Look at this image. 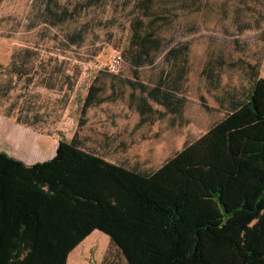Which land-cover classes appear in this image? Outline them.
Masks as SVG:
<instances>
[{
	"label": "trees",
	"instance_id": "1",
	"mask_svg": "<svg viewBox=\"0 0 264 264\" xmlns=\"http://www.w3.org/2000/svg\"><path fill=\"white\" fill-rule=\"evenodd\" d=\"M202 2L70 0L61 4L42 0L37 13L40 23L55 27L78 21L92 9L106 12L111 7L123 12L131 5L126 17L132 37L125 55L135 67V79L123 82L133 90L128 107L139 113L140 126L168 113H183L187 97L181 92L190 71L187 44L167 48L168 68L161 71L157 83L141 82L138 70L152 64L154 54L165 48L158 26L171 22L179 10H199ZM115 20L114 16L95 19V27ZM92 23H82L65 36L66 42L81 45ZM249 67L247 86L239 95L230 93L222 107L224 118L154 170L111 163L102 155L81 150L79 130L71 140L61 138L57 154L32 169L39 170L37 182L47 187L43 192L54 205L70 212L67 219L58 218L66 222V231L0 230V264H65L69 253L94 229L111 237L127 264H264V77L256 65ZM55 73L43 79L46 87H54L50 80ZM205 73L219 83V72L216 76L213 69ZM61 78L73 87L71 75L63 73ZM117 85L111 82L108 97L102 94L104 85H89L82 116L90 107L124 97ZM153 103L165 110L155 109ZM22 115H16L17 121L32 125ZM84 123L80 119L79 125ZM4 158L12 160L0 153V160Z\"/></svg>",
	"mask_w": 264,
	"mask_h": 264
},
{
	"label": "rangeland",
	"instance_id": "2",
	"mask_svg": "<svg viewBox=\"0 0 264 264\" xmlns=\"http://www.w3.org/2000/svg\"><path fill=\"white\" fill-rule=\"evenodd\" d=\"M59 1L70 4V0ZM41 3L0 0V126L7 131L8 126H17L16 115L22 113L24 120L27 115L32 125H18L26 130V144L43 142L47 135L55 136L56 143L79 130L90 147H119L109 159L139 170H154L224 117L222 107L229 94L239 95L248 84L249 64L256 65L259 76H264V0H203L199 10H179L171 22L158 26L165 48L154 54L152 64L138 70L141 82L157 83L161 71L168 68L167 48L187 44L190 71L181 92L187 97L183 113H168L138 126L139 113L128 107L133 90L123 82L135 79V67L125 55L132 37L126 17L131 5L124 13L111 7L106 12L92 9L78 21L53 27L39 22ZM113 16L115 21L95 27V19ZM88 20H93L94 30L90 27L81 45L68 44L65 36ZM116 54L122 55L123 62L116 72H109ZM210 69L214 76L219 72V83L205 73ZM52 71L56 72L50 80L54 87L49 88L43 79ZM63 73L71 75L72 88L62 80ZM115 81L124 98L104 101L82 116L89 85H104L102 94L108 97L109 85ZM82 118L85 123L80 126ZM114 134L116 140L112 141L109 135Z\"/></svg>",
	"mask_w": 264,
	"mask_h": 264
},
{
	"label": "crops",
	"instance_id": "3",
	"mask_svg": "<svg viewBox=\"0 0 264 264\" xmlns=\"http://www.w3.org/2000/svg\"><path fill=\"white\" fill-rule=\"evenodd\" d=\"M14 123L17 126L12 128L8 126L7 131L0 126V153H6L12 158L0 160V230L27 233L65 232L67 224L66 222L62 224L58 218L67 219L70 212L60 210L54 205L56 202L51 196L43 192L47 187L37 182L39 170L32 169L34 164L51 160L57 154L59 141L57 139L55 143L56 137L47 135L43 142L26 144L24 142L26 130L18 126L25 124L18 122L16 117ZM80 133L78 134L81 138ZM74 134L75 132L66 140H71ZM109 136H112L110 140H116L115 134ZM119 144L120 142L118 146ZM81 150L102 155L108 162L120 163L108 158L119 152V147L94 148L84 143ZM65 202L67 203V200ZM37 216L39 218H36ZM106 258L111 262L104 263ZM126 262L111 241V237L100 229H94L69 253L65 264H127Z\"/></svg>",
	"mask_w": 264,
	"mask_h": 264
},
{
	"label": "built area",
	"instance_id": "4",
	"mask_svg": "<svg viewBox=\"0 0 264 264\" xmlns=\"http://www.w3.org/2000/svg\"><path fill=\"white\" fill-rule=\"evenodd\" d=\"M122 62H123L122 55L121 54H116L112 58V60H111V62L109 64L108 71L109 72H116L119 69V67L121 66Z\"/></svg>",
	"mask_w": 264,
	"mask_h": 264
}]
</instances>
